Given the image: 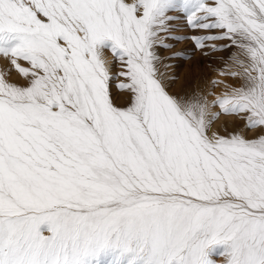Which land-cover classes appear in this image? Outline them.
I'll list each match as a JSON object with an SVG mask.
<instances>
[{
  "label": "snow or ice",
  "instance_id": "1",
  "mask_svg": "<svg viewBox=\"0 0 264 264\" xmlns=\"http://www.w3.org/2000/svg\"><path fill=\"white\" fill-rule=\"evenodd\" d=\"M177 8L208 30L187 37L197 50L238 49L220 74L243 84L211 103L254 138L209 135L219 113L166 90L154 46ZM0 55L25 79L0 74V264H82L109 246L210 264L215 243L225 264H264V0H0Z\"/></svg>",
  "mask_w": 264,
  "mask_h": 264
},
{
  "label": "rangeland",
  "instance_id": "2",
  "mask_svg": "<svg viewBox=\"0 0 264 264\" xmlns=\"http://www.w3.org/2000/svg\"><path fill=\"white\" fill-rule=\"evenodd\" d=\"M214 2V0H212ZM179 10V8H177ZM176 9V11H177ZM175 21L169 26L168 31H162L161 37L163 39V44L167 45H155L154 49L156 54L160 57V59L156 62V68L159 71V65L162 67V72L165 75L164 79L167 85H171V88L178 92L191 93L188 98L194 95L197 92L195 86H193L192 82L194 79L200 77L206 80V84H208L207 90L205 91V95L209 97V106L207 108L208 112L219 113L215 119L212 120L209 129L216 126V128H224L229 123H233L236 117L239 114H224L220 111L218 105H214L211 102L219 95H222L224 92H230V88H227L225 85H231L233 87L238 83L237 77L221 75L220 71L225 68V65H232V60L229 58L233 52H237L235 47L228 48L226 50H215L212 51L208 47L197 50L191 41V43H186L185 46L179 47V44L184 43L182 38L191 35H204L208 34V30H192L186 23L185 15L179 16L178 14L174 15ZM215 31V30H212ZM159 34V33H158ZM184 36V37H182ZM187 36V37H189ZM175 37H181V39H176ZM185 37V39L187 38ZM206 44H224L227 41H206ZM187 45V46H186ZM107 50V49H106ZM108 53L110 50H107ZM203 53H208L204 55ZM0 59L4 61L0 62V74L4 75L6 79H13L15 69L12 68L9 61L0 55ZM109 59L111 63V72L113 74V79L110 81V95L112 100L117 105L120 101L123 102V96L130 94L127 90H120L116 88V84L118 80H124V77H117L116 73L120 70V66L111 54L109 55ZM6 64V65H5ZM22 64L23 61H22ZM26 66V64H24ZM2 67V68H1ZM164 67V68H163ZM5 68V69H4ZM4 69V70H3ZM14 69V70H13ZM13 70V71H12ZM10 72V73H9ZM14 72V73H13ZM11 76V77H10ZM8 79V80H9ZM25 82V79H22ZM213 81H217V83H213ZM219 81H223L221 84ZM169 85V86H170ZM167 87V86H166ZM175 87L177 89H175ZM218 91H223V93L217 94ZM180 94V93H179ZM197 94H201V91ZM195 94V95H197ZM194 95V96H195ZM187 98V99H188ZM123 99V100H121ZM130 102V99H129ZM117 103V104H116ZM239 120V118H237ZM240 128L242 125L239 126ZM248 129V130H247ZM217 130V129H216ZM244 131L252 133L253 131H258V129H249L246 126L244 127ZM46 225H42L43 229ZM46 234V233H45ZM110 247V246H109ZM227 248L226 244L223 243H215L209 246L207 249V257L210 264H225V257L220 256L222 252ZM103 249V248H102ZM113 251V252H112ZM97 253L104 252L107 254V258L101 259V255L92 258L89 260L83 259L82 264H109L112 261L111 255H116L115 248L108 247L103 250H97ZM113 253V254H112ZM111 256V257H110ZM123 262H132V264H139L138 260L131 258V254L126 252ZM101 259V260H100ZM106 259V260H105ZM110 260V261H109ZM127 260V261H126ZM129 260V261H128Z\"/></svg>",
  "mask_w": 264,
  "mask_h": 264
},
{
  "label": "bare ground",
  "instance_id": "3",
  "mask_svg": "<svg viewBox=\"0 0 264 264\" xmlns=\"http://www.w3.org/2000/svg\"><path fill=\"white\" fill-rule=\"evenodd\" d=\"M168 14V16H170V17H174V15L175 14H178L179 16H182V15H185V12H183V11H181V10H178L177 9V11L176 10H169V12L167 13ZM173 21H175V17L173 18V19H170L167 23H168V25L170 26L171 24H172V22ZM160 37H161V35H162V33H159L158 34ZM187 36H189V34L187 35ZM186 35H185V37H187ZM182 37H184V36H182ZM185 37L184 38H182V40L184 41V43H181V44H179V47H181V46H185V44L187 43H191V41L189 40V39H185ZM187 46V45H186ZM108 50V49H107ZM106 49L104 50V56L106 57V58H109V55L111 56V52H109L108 53V51H107ZM237 52H238V49H237ZM2 61H4L3 59H0V62H2ZM21 63H22V61H21ZM24 64H26V62H23ZM111 63L112 62H110V68H111ZM6 65V64H5ZM26 66H28L27 64H26ZM2 68V67H1ZM164 68V67H163ZM5 69V68H4ZM3 69V70H4ZM1 70V69H0ZM14 70V69H13ZM12 70V71H13ZM159 73H163L162 72V67L159 65V71H158ZM10 73V72H9ZM14 73V72H13ZM165 75L163 74V77H164ZM11 77V76H10ZM7 78V77H6ZM9 79V78H8ZM22 79H24L16 70H15V73H14V76H13V79H12V77H11V79H9V81L10 82H15V83H17V84H19V85H24L25 84V82H24V80H22ZM237 80H238V83L236 84V86L235 87H239V86H241L242 84H243V79L241 78V77H237ZM163 83L165 84V86H167L166 87V90L170 93V94H172V95H174V96H176V97H184L185 99H187L189 96H190V94L191 93H185V92H183V93H181V92H178V91H175L174 89H173V87L171 88V85L169 86V85H167L166 84V82H165V79H163ZM192 84H193V86H195V88L197 89V92L195 93V94H197L198 92H200L201 91V94H197V95H192L191 96V98H203L204 100H205V102L207 103V105L209 106V97L207 96V95H205V91L207 90V87H208V84H206V80H204V79H202V78H200V77H198V78H196V79H194V82H192ZM175 89H177L176 87H175ZM180 93V94H179ZM219 93H223V91H218L217 92V94H219ZM111 95V94H110ZM112 96V95H111ZM112 98V97H111ZM113 99V98H112ZM124 99V100H123ZM123 99H121V100H123V102L122 101H120L117 105H115V106H117V107H126L128 104H129V99H130V94H127V95H124L123 96ZM113 101V100H112ZM116 102V101H115ZM114 101H113V103H115ZM243 115L244 114H242V113H240L237 117H236V119L233 121V123H229L227 126H225L224 128L222 127V128H216V126L215 127H213V128H210V129H208V132H209V135H211V133L212 132H217L219 135H228V134H230V133H233V132H239L240 134H242V135H244L245 136V138H254L255 137V134H257V132L258 131H253L252 133H249L248 134V132L246 131H244V127H245V120L242 118L243 117ZM237 118H239V120L237 119ZM240 125H242V127L240 128L239 126ZM217 129V130H216ZM248 130V129H247ZM45 228V227H44ZM47 234V233H46ZM111 247V246H110ZM110 247H108V249L110 248ZM107 247H105V248H103V249H100V250H105ZM111 248H115L116 249V255H111L113 258H112V261L109 263V264H130V262L132 261H130V262H123V260H124V257L123 256H125V254H126V252H124V251H122L121 249H119V248H117V247H111ZM207 251V250H206ZM113 252V251H112ZM128 253H130L131 254V258L133 257V253L132 252H128ZM113 254V253H112ZM101 255V259H104V258H107V254L106 253H104V252H100V253H97V252H95L94 254H92V255H90V256H87V257H85V258H83V259H86V260H89V259H92V258H96V257H98V256H100ZM110 256V257H111ZM100 259V260H101ZM106 260V259H105ZM110 261V260H109ZM127 261V260H126ZM129 261V260H128ZM133 262V261H132ZM132 262H131V264H132ZM83 263V262H82ZM92 264V263H91Z\"/></svg>",
  "mask_w": 264,
  "mask_h": 264
}]
</instances>
